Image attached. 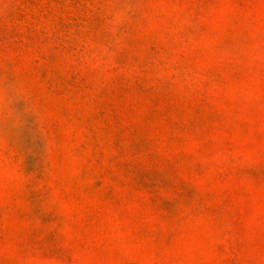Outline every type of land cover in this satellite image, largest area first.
<instances>
[{"label": "rangeland", "instance_id": "374dc122", "mask_svg": "<svg viewBox=\"0 0 264 264\" xmlns=\"http://www.w3.org/2000/svg\"><path fill=\"white\" fill-rule=\"evenodd\" d=\"M0 264H264V0H0Z\"/></svg>", "mask_w": 264, "mask_h": 264}]
</instances>
